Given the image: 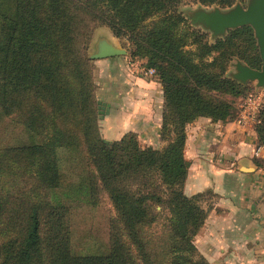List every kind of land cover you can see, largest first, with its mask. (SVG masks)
<instances>
[{
	"label": "trees",
	"instance_id": "1",
	"mask_svg": "<svg viewBox=\"0 0 264 264\" xmlns=\"http://www.w3.org/2000/svg\"><path fill=\"white\" fill-rule=\"evenodd\" d=\"M197 1L230 7L241 0ZM180 2L0 0V110L15 115L32 138L0 148V264H212L195 244L208 209L206 193L185 191L186 127L199 117L237 118L224 96L247 89L227 75L228 66L239 58L260 69L262 59L251 26L209 42L187 23ZM93 22L129 36L132 56L155 70L165 95L162 149L143 147L134 132L117 141L102 136L85 52ZM259 116L264 147V106ZM68 157L91 171L76 190L104 193L111 204L104 253L75 252L72 208L55 196ZM21 182L26 186L16 191Z\"/></svg>",
	"mask_w": 264,
	"mask_h": 264
},
{
	"label": "crops",
	"instance_id": "2",
	"mask_svg": "<svg viewBox=\"0 0 264 264\" xmlns=\"http://www.w3.org/2000/svg\"><path fill=\"white\" fill-rule=\"evenodd\" d=\"M108 40L117 47L115 39ZM94 63L102 136L117 141L134 132L163 143L165 95L159 79L136 72L127 56ZM240 115L226 121L199 117L186 127L185 191L210 193L211 199L195 244L212 264H264V147L256 125L241 122Z\"/></svg>",
	"mask_w": 264,
	"mask_h": 264
},
{
	"label": "rangeland",
	"instance_id": "3",
	"mask_svg": "<svg viewBox=\"0 0 264 264\" xmlns=\"http://www.w3.org/2000/svg\"><path fill=\"white\" fill-rule=\"evenodd\" d=\"M180 4L178 6V10L185 16L187 23L192 26L194 30H200L202 33H205L206 39L209 42L216 41L217 38L225 37L228 32L224 35L214 36L213 32L208 28L203 26L202 24L193 23L192 16L197 10L204 9L208 11H212L215 8H220L223 11L230 10L235 7L237 4H241L244 7H247L251 0H241L236 2L233 6L223 7L219 4H202L197 0H180ZM153 20H149V24ZM94 25V26H93ZM92 27H95L91 33V38H89L88 46L86 48V56L91 61V69L93 73V78L96 83L97 78V70L96 64L94 60L90 57L94 53H96L99 49L100 43L103 41H108V39H115L117 47L123 48L127 51L124 55L119 56H127L128 61L132 64L136 65L141 62L146 65L147 59L141 57H133V46L130 42L129 36H117L114 30L106 24L93 22ZM188 30L185 27L182 30ZM255 34V33H254ZM115 37V38H114ZM256 38V37H255ZM257 40V39H256ZM258 46V43H257ZM259 49V47H258ZM260 52V51H259ZM242 61L239 58H235L230 62L227 75L231 78H234V73H236V62ZM243 63L249 65L248 63L242 61ZM134 65V68L135 66ZM250 66V65H249ZM235 79V78H234ZM96 85V84H95ZM247 89L244 95L239 97H233L231 95H225L224 98L227 101H232L235 103V115L239 116L244 105L247 103L248 99L251 95H259L261 94V89L264 91V87H259L256 82L249 81L243 84ZM97 86V85H96ZM97 89L95 91V94ZM264 93V92H262ZM264 106V100L262 101V107ZM100 117L103 115V107L99 104ZM253 123V122H252ZM254 124V123H253ZM257 123H255L256 125ZM137 138L143 147H151L154 149H162L167 142L164 140L163 143L151 142L147 140L143 135L138 134ZM32 138L30 133L27 131L24 125L17 122V117L13 116H4L0 110V148L5 146H15L31 143ZM83 159V158H80ZM63 171L65 173L64 184L60 188L57 195H55L59 200L67 203L71 206V224H72V242L75 248V252L77 253H87V254H96V253H104L107 249L109 242V231H110V217L112 215V207L108 200L107 195L104 193H100L97 195V198L94 196L85 195L83 190H76L79 185H82L83 182L86 183V180L89 178L90 167L83 161L77 164V162L73 161L70 157L62 162ZM4 184V179L0 175V186ZM26 186V183L21 182L19 184V190L21 191ZM6 190H9V185H5ZM70 192V198L64 196V192ZM210 193H206L204 195L203 205L206 207L210 202ZM191 196V195H189ZM91 201H97V204H93ZM208 209V208H206ZM202 246V245H201ZM201 253V251H200ZM202 254V253H201ZM203 255V254H202ZM206 257V256H205ZM208 261L210 260L206 257ZM211 262V260L209 261ZM212 263V262H211Z\"/></svg>",
	"mask_w": 264,
	"mask_h": 264
},
{
	"label": "water",
	"instance_id": "4",
	"mask_svg": "<svg viewBox=\"0 0 264 264\" xmlns=\"http://www.w3.org/2000/svg\"><path fill=\"white\" fill-rule=\"evenodd\" d=\"M193 23L202 24L214 36L226 34L231 29L243 26H251L257 39L262 66L260 69L253 68L242 61H237L234 78L245 84L254 81L259 87H264V0H251L247 7L237 4L230 10L223 11L215 8L212 11L200 9L192 16ZM123 48H118L108 41L100 43L96 53L91 55L92 60L104 59L126 54Z\"/></svg>",
	"mask_w": 264,
	"mask_h": 264
},
{
	"label": "built area",
	"instance_id": "5",
	"mask_svg": "<svg viewBox=\"0 0 264 264\" xmlns=\"http://www.w3.org/2000/svg\"><path fill=\"white\" fill-rule=\"evenodd\" d=\"M135 71L145 76H151L155 74V70L148 68L144 63L139 62L135 66ZM264 100V93L255 96L251 95L247 103L244 105L240 120L241 122L259 123L260 122V111L262 109V101Z\"/></svg>",
	"mask_w": 264,
	"mask_h": 264
}]
</instances>
